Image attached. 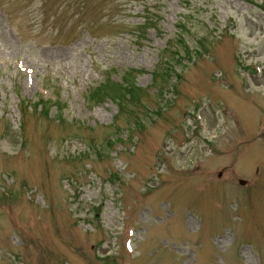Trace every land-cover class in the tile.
Returning <instances> with one entry per match:
<instances>
[{
	"label": "rangeland",
	"instance_id": "1",
	"mask_svg": "<svg viewBox=\"0 0 264 264\" xmlns=\"http://www.w3.org/2000/svg\"><path fill=\"white\" fill-rule=\"evenodd\" d=\"M79 1L0 0V264H264V0ZM128 68L135 110L89 103Z\"/></svg>",
	"mask_w": 264,
	"mask_h": 264
},
{
	"label": "trees",
	"instance_id": "2",
	"mask_svg": "<svg viewBox=\"0 0 264 264\" xmlns=\"http://www.w3.org/2000/svg\"><path fill=\"white\" fill-rule=\"evenodd\" d=\"M111 1L115 2L116 0ZM119 5H121V3H117V6ZM183 50L184 52L187 51L186 48H183ZM169 65L170 61L166 59L163 66L168 68ZM140 71L143 70L131 68L124 72V74L122 75V80L120 82L109 81L106 82V84H100L90 92L91 99L96 98L98 100L97 102H101L110 98L117 103L118 110L121 113H126L128 110H135L136 103L141 101L142 95L144 93L143 88L138 86L134 82L136 74ZM153 78L155 84L160 83L162 85H165L170 83L171 74H166V72L153 73ZM170 85H172V83ZM58 109H60L59 106ZM135 124L137 126L138 122H135Z\"/></svg>",
	"mask_w": 264,
	"mask_h": 264
},
{
	"label": "water",
	"instance_id": "3",
	"mask_svg": "<svg viewBox=\"0 0 264 264\" xmlns=\"http://www.w3.org/2000/svg\"><path fill=\"white\" fill-rule=\"evenodd\" d=\"M243 182V181H242Z\"/></svg>",
	"mask_w": 264,
	"mask_h": 264
}]
</instances>
